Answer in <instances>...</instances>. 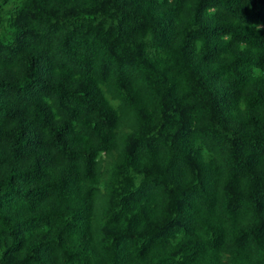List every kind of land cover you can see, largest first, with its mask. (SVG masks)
<instances>
[{"label":"trees","instance_id":"1","mask_svg":"<svg viewBox=\"0 0 264 264\" xmlns=\"http://www.w3.org/2000/svg\"><path fill=\"white\" fill-rule=\"evenodd\" d=\"M0 264H264V0H0Z\"/></svg>","mask_w":264,"mask_h":264}]
</instances>
